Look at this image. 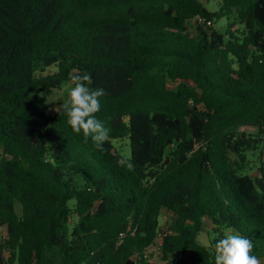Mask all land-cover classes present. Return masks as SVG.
Here are the masks:
<instances>
[{"label": "trees", "instance_id": "trees-1", "mask_svg": "<svg viewBox=\"0 0 264 264\" xmlns=\"http://www.w3.org/2000/svg\"><path fill=\"white\" fill-rule=\"evenodd\" d=\"M207 1L0 0V264H146L158 231L161 264H214L228 229L264 263V154L256 174L247 159L264 132V0ZM83 73L104 92L103 151L68 125V98L47 109Z\"/></svg>", "mask_w": 264, "mask_h": 264}, {"label": "clouds", "instance_id": "clouds-1", "mask_svg": "<svg viewBox=\"0 0 264 264\" xmlns=\"http://www.w3.org/2000/svg\"><path fill=\"white\" fill-rule=\"evenodd\" d=\"M73 86L68 92V100L63 104L67 123L77 135L90 138L98 150L103 151L109 140L110 129L97 118L101 110L102 89L88 86L91 77L87 73L71 77ZM254 244L247 236L228 229L222 238L215 243L214 264H259L256 255L252 254Z\"/></svg>", "mask_w": 264, "mask_h": 264}, {"label": "rangeland", "instance_id": "rangeland-1", "mask_svg": "<svg viewBox=\"0 0 264 264\" xmlns=\"http://www.w3.org/2000/svg\"><path fill=\"white\" fill-rule=\"evenodd\" d=\"M219 0H209L207 2H205V6L209 11H217L219 8ZM214 24L215 28L217 31L219 32H224L225 28H226V24L227 21L225 18H221L219 19L217 22L211 23ZM240 27V25H238ZM49 73L55 71L54 67H50L48 69ZM73 86L72 81H68L66 83H64L59 89H55L50 96L47 99V109L49 112L53 113L57 110V108L59 107L60 104H63L65 102V100L68 97V92L70 87ZM242 131H246V132H252L253 129L250 127H244L241 128ZM114 145L117 148V152L123 157V158H129L130 156V145H129V139L128 137H124L122 139H117L113 141ZM262 153L264 154V147H262V145L256 147L253 150H250L247 153V159L249 161V167L250 169L248 170L249 173L252 174H256V167L259 164L260 161V157L262 156ZM15 209L17 211V213H20V204L17 202L15 204ZM170 220V215L167 212H163L160 216V224L159 226L164 227V225H166L167 222H169ZM204 231H208V229L206 228ZM0 232L4 235L5 234V229L3 227H0ZM206 232H202L198 237L199 240L201 242H205L207 243V241L209 240ZM152 264H161L162 261L160 259V257L156 256L153 258L152 260Z\"/></svg>", "mask_w": 264, "mask_h": 264}, {"label": "built area", "instance_id": "built-area-1", "mask_svg": "<svg viewBox=\"0 0 264 264\" xmlns=\"http://www.w3.org/2000/svg\"><path fill=\"white\" fill-rule=\"evenodd\" d=\"M208 24L210 23L209 21L207 22ZM261 138V143L264 146V132L260 135ZM123 234H120V237H122ZM161 246H162V235L161 231H158L156 238L153 242L152 245H150L146 251L144 252V260L146 264H152V260L154 257L158 256L161 257ZM189 264H194V263H189Z\"/></svg>", "mask_w": 264, "mask_h": 264}, {"label": "crops", "instance_id": "crops-1", "mask_svg": "<svg viewBox=\"0 0 264 264\" xmlns=\"http://www.w3.org/2000/svg\"><path fill=\"white\" fill-rule=\"evenodd\" d=\"M259 264H264L262 261H259Z\"/></svg>", "mask_w": 264, "mask_h": 264}]
</instances>
